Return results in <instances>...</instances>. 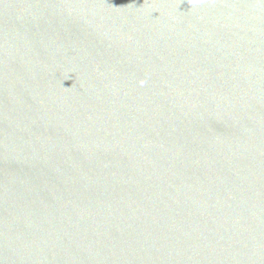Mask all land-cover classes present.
<instances>
[{
  "label": "water",
  "instance_id": "water-1",
  "mask_svg": "<svg viewBox=\"0 0 264 264\" xmlns=\"http://www.w3.org/2000/svg\"><path fill=\"white\" fill-rule=\"evenodd\" d=\"M0 264H264V0H0Z\"/></svg>",
  "mask_w": 264,
  "mask_h": 264
}]
</instances>
